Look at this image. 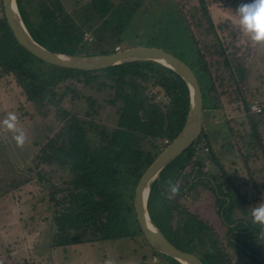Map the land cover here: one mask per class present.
I'll use <instances>...</instances> for the list:
<instances>
[{"label": "trees", "instance_id": "1", "mask_svg": "<svg viewBox=\"0 0 264 264\" xmlns=\"http://www.w3.org/2000/svg\"><path fill=\"white\" fill-rule=\"evenodd\" d=\"M226 1L234 9L249 2L198 0L200 16L208 24V32L214 36L211 53L221 59L213 60L216 64L214 71L217 72L214 76L205 51L189 27L184 6L176 2L194 47L193 55L196 54L195 75L203 97L202 118L209 104H212L210 110L221 109L217 104L219 97L231 93L228 102L236 101L234 109L240 114L245 113L242 117L260 147L264 162V90L261 84L250 85L258 44L245 36L238 21L230 17L214 20L209 6H218L222 2L225 5ZM16 3L32 38L47 49L66 54L81 53L88 44L84 40V32L91 31L96 44L101 45L93 52L96 54L114 52L115 46L122 44L130 18L142 2L91 0L83 22L75 21L60 0H16ZM91 17L99 18L101 26L91 30ZM107 39L113 40L110 46L104 44ZM101 47L104 49L99 50ZM86 54L89 53H83ZM221 71H226L227 75H221ZM225 81L233 90H228ZM0 88H7L8 95L24 96L25 102L16 108L23 115L22 104L27 103L43 116L54 111L59 123L53 136L39 143L31 159L37 167L34 184L42 186L41 190L47 197L40 199L47 200L48 221L53 224L51 247L116 240L133 237L136 233L142 235L134 212L135 187L145 169L175 138L185 122L190 96L183 78L171 68L152 60L123 62L98 70H79L47 63L17 41L0 0ZM83 88L107 90L108 96L101 103L94 96L82 92ZM67 96L70 101L84 98V111L77 113L65 108L63 101ZM258 96L263 98L259 102L261 110L252 112L250 106ZM103 107L114 109L112 125L97 119ZM215 111L210 113V118L216 116ZM30 116L34 117L33 114ZM208 125L210 127L203 121L198 139L168 163L159 177L150 181L151 195L147 197L146 207L152 222L176 247L197 255L204 264H230L226 254L217 246L205 254L197 249V243L205 236L204 224L185 208H180L177 202L179 194L175 200L165 198L169 179L176 184L180 182L177 185L180 193L193 187L190 182L206 178L211 190L217 191L219 210L231 213L236 204L252 208L260 202L264 182L256 181L243 158L247 174L240 183L245 187L251 186L253 191H241L239 183H235L212 149ZM216 141L214 139L215 144ZM232 148L240 154L239 148L229 141L227 150ZM207 160L218 168L208 172L209 176L204 172ZM41 165L49 166V169ZM187 167L189 169L185 173ZM56 169L66 173L55 178L53 173ZM30 181H33V176L13 178L2 192L17 189ZM221 195L229 199L227 208L230 210L223 207L226 201ZM131 214L134 222L129 217ZM152 251L160 259V264H182L153 248ZM241 253L245 254V251L241 250ZM252 256L255 262L260 260L258 256Z\"/></svg>", "mask_w": 264, "mask_h": 264}, {"label": "rangeland", "instance_id": "2", "mask_svg": "<svg viewBox=\"0 0 264 264\" xmlns=\"http://www.w3.org/2000/svg\"><path fill=\"white\" fill-rule=\"evenodd\" d=\"M60 1L64 8L71 13L75 21L83 22L85 20L88 15L86 10L91 0ZM178 1L184 6L189 27L199 40L200 47L205 51V56L211 64L210 69L214 76L217 73L214 71L216 67L214 61L221 59L217 54L211 53L213 51L211 45L214 36L208 32V24L200 16L198 0H141L142 3L139 5L138 10L130 18L120 46L122 49L140 45L161 47L175 53L190 65L196 74V54L193 55L194 47L186 30V23L179 14L176 3ZM224 3L225 5L222 2L218 6L215 4L209 6L214 20L218 21L222 20L223 17H230L238 21L237 9L232 8L229 5V1ZM97 26H101L100 19L91 17L90 29L94 30ZM86 32L88 36L84 37V40L88 44L78 54H93L96 48L101 46L96 44L95 35L91 31ZM89 37L91 40L85 39ZM112 43V39H107L104 44L110 46ZM101 49L104 48H99V50ZM252 68L253 76L251 77L250 85L261 84L262 90H264V43L258 44ZM221 75L226 76L227 72L221 71ZM216 82L219 84L218 80ZM224 84L228 87V90H233L229 82L225 81ZM7 88H0V121L4 120L9 112L16 113L19 118L18 126L24 128L27 139L23 147H17L12 139L13 134L0 126V185L2 186L0 187V264H29V257H32V259L41 258L44 264H106L109 260L112 261V264H160V259L155 257L156 255L146 243L143 234L138 233L133 237L116 240H106L97 243L80 242L51 247L53 224L48 221L50 213L47 210V197L45 192L43 193L41 190L42 186L39 187L34 184L37 167L31 159L32 155L37 152L39 143L42 144L49 136H53L58 129L59 123L54 111H49L46 116H43L35 112L33 105L27 103H24L25 105L22 104L25 112L23 115V112L16 108L20 103L25 102L24 96L21 94L8 95ZM82 92L94 96L101 103L108 96L107 90L97 91L91 88H83ZM231 95L229 93L219 97L217 104L221 109L210 110L212 104H209L203 112L202 120L205 124H210V127L209 125L207 126V130H209L211 135V146L217 153L216 155L221 160V163L225 165V170L235 179L236 184L239 183L241 191L246 189L251 192L253 191L251 186L245 187L240 183L244 175L246 176L247 174L242 164L243 158L247 161L246 164L249 166L251 175L259 182H264V162L261 158L260 147L249 125L245 122L246 119L242 117L245 113L240 114L234 109L236 101L228 102ZM262 99L258 96L253 101L257 100L258 102L256 101V103L259 105ZM63 106L72 112L82 113L85 109V100L81 98L70 101L67 96L63 101ZM214 111L216 116L210 118V113ZM30 114H33L34 117H31ZM98 118L103 123L112 125L115 118L114 109L112 107L101 108ZM262 136L264 138V133H262ZM214 139L217 140L216 144ZM35 141L38 142L37 145H33ZM229 141L239 148L240 154H236L234 148L231 151L227 150ZM209 161L207 160L208 166L204 168L207 176H209L208 172L218 170ZM41 166H45L47 170L49 169V166ZM188 169L189 167L186 168L185 173H187ZM63 173L66 172L56 169L53 177L58 178V175ZM25 176H33V181L21 184L17 189L2 192V190H6L7 183L11 182L13 178L23 179ZM190 178L188 177L187 180H190ZM179 183L177 182V185ZM189 184H192L193 187L190 189L186 188L187 192L179 193L177 202L180 204V208H185L197 218L200 217V220L212 224L215 229L212 228L216 232L214 235L225 240L226 233L220 228L221 225L216 223L219 221L215 204L220 206L216 200L217 191L215 189L214 192L211 190L209 180L206 178L190 182ZM41 197L46 199L41 200ZM260 198V202L253 205V207L264 203V189L261 191ZM252 208L237 205L234 207L233 217L251 220V245L264 259V239L259 238L261 230L259 225L253 223ZM223 213L225 215L228 212L224 211ZM129 217L134 222L132 214ZM203 232L205 236L201 238L196 246L201 253L205 254L217 246V240L214 239V235L209 232L207 227L204 228ZM228 246L233 247L232 242L229 240ZM228 253L229 262L232 260V264H245L246 258L234 255V247ZM253 263L259 264L260 260L257 262L253 261Z\"/></svg>", "mask_w": 264, "mask_h": 264}, {"label": "water", "instance_id": "3", "mask_svg": "<svg viewBox=\"0 0 264 264\" xmlns=\"http://www.w3.org/2000/svg\"><path fill=\"white\" fill-rule=\"evenodd\" d=\"M3 13L17 41L41 60L79 70H98L129 61L152 60L178 73L186 82L190 101L185 122L175 138L156 156L142 173L134 191V212L147 243L156 251L169 255L182 264H204L197 255L176 247L152 222L146 207L150 181L159 177L163 168L196 141L202 131L203 97L192 68L174 53L158 46L140 45L111 53L66 54L54 52L38 43L28 32L16 0H2Z\"/></svg>", "mask_w": 264, "mask_h": 264}, {"label": "clouds", "instance_id": "4", "mask_svg": "<svg viewBox=\"0 0 264 264\" xmlns=\"http://www.w3.org/2000/svg\"><path fill=\"white\" fill-rule=\"evenodd\" d=\"M239 16V26L245 36L254 43H264V0H249L248 3L241 4L237 8ZM259 109H257L258 111ZM18 116L14 112H9L6 118L0 121V126L11 132L12 139L15 141L17 147H23L27 136L24 128L18 126ZM179 187L177 184L169 179L167 181V193L165 198L173 199L179 194ZM150 196V189L147 192ZM253 223L261 226L259 238L264 239V203L254 206L251 211ZM106 264H112V261H107Z\"/></svg>", "mask_w": 264, "mask_h": 264}, {"label": "flooded vegetation", "instance_id": "5", "mask_svg": "<svg viewBox=\"0 0 264 264\" xmlns=\"http://www.w3.org/2000/svg\"><path fill=\"white\" fill-rule=\"evenodd\" d=\"M220 197H223V199H225V201H227V203H225L223 205V207L227 208V205L229 204V199L225 198L226 196L221 195ZM237 206V204L235 205ZM233 206L231 208V213H227L224 215V210L220 209L219 210V205L215 204V208L217 210V219L219 222L218 223L221 229H223V231L226 233V237L225 240L216 237L214 235V233H216L214 231V226L212 224H208L206 221L201 220V222L204 224L205 227H207V229L209 230V232H211L214 235V239L217 240V247L221 250V252H223L224 254H226V259H228V252L229 250H232V248L234 247V255L236 257H244L246 258V262H244L245 264H254L253 261L255 262L254 258L252 255H256L260 258V263L259 264H264V259L261 256V254H259L253 247H252V237H251V233H252V222L250 219L247 218H237V217H233V211H234V207ZM239 206V204H238ZM228 209V208H227ZM230 210V208L228 209ZM200 218V217H199ZM242 225H244L245 227H243ZM250 225V226H248ZM214 229H213V228ZM228 240L230 242H232V246L233 247H229L228 246ZM241 250L245 251V254L241 253ZM230 264H232V260L230 262Z\"/></svg>", "mask_w": 264, "mask_h": 264}, {"label": "built area", "instance_id": "6", "mask_svg": "<svg viewBox=\"0 0 264 264\" xmlns=\"http://www.w3.org/2000/svg\"><path fill=\"white\" fill-rule=\"evenodd\" d=\"M88 36V33L87 32H84V37H87ZM85 39H88V40H91V38L89 37V38H85ZM115 51H118V50H120L121 48H120V46H115ZM250 109H251V111L253 112V111H257V109H259L258 111H260L261 110V108H260V106L256 103V102H253L252 104H251V106H250ZM207 149V148H206Z\"/></svg>", "mask_w": 264, "mask_h": 264}, {"label": "crops", "instance_id": "7", "mask_svg": "<svg viewBox=\"0 0 264 264\" xmlns=\"http://www.w3.org/2000/svg\"><path fill=\"white\" fill-rule=\"evenodd\" d=\"M29 258H30L29 264H44V263H42L43 260L41 258H38V259H32V257H29Z\"/></svg>", "mask_w": 264, "mask_h": 264}]
</instances>
